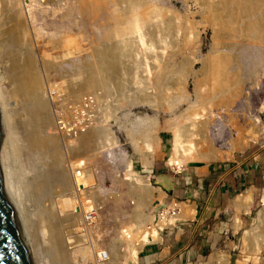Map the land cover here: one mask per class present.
<instances>
[{
  "label": "rangeland",
  "instance_id": "1",
  "mask_svg": "<svg viewBox=\"0 0 264 264\" xmlns=\"http://www.w3.org/2000/svg\"><path fill=\"white\" fill-rule=\"evenodd\" d=\"M149 1L160 7V16L157 15L160 18H157L160 19V22L162 21L161 32L152 33L148 31V25L145 26L147 29L145 27L140 28L139 26H142V23H137L131 29L119 27L124 21H131L132 19V13L127 10L125 3L122 2L117 3L119 12L126 16L120 19L114 17V13L118 10H114L113 4L105 0L104 2L103 0H22L21 6L19 5L22 12L31 8L33 18L30 19L31 16L28 15L27 19V15L25 17L24 14V19L26 18L27 20L24 26V30L27 32L26 37L22 38L20 42L12 40L9 46L16 49L24 57L35 55L37 60L36 68L43 81V97L46 102L39 103V108L42 110L40 118L34 120L29 103L18 105L14 102L15 100L12 98V95L6 97V103L11 102L9 103L10 106L7 103L9 108L6 106L11 120L9 119L10 125L8 129L5 130L4 127L3 133H5L4 136L9 134L6 141L11 155L10 160L14 165L15 177H17V181L20 184L19 186L16 183V190L18 191L17 193L21 191L19 197L22 196L20 198L22 199V208L25 212L27 211L26 213L30 221V245L31 248H36L37 254H39V264H42L41 261L44 264H61L54 246L50 243L52 239L43 227H47L45 224L50 223H56L60 227L63 236L66 237V242L69 245L68 248H73L68 252V255L71 254L69 255L71 258L69 257L68 264H78L76 262L81 260L78 253L79 249L80 251L88 249V252H90L88 260L82 258V261H86V264L96 263V259L94 258H98V255L95 253L97 249L105 248L110 250L111 254L106 253L109 257L108 261L115 250L124 249L126 242L120 235L121 230L129 225L131 226V223L136 227V221L134 222V220L141 219V215L143 216V214L138 215L134 212L142 206L137 207L134 196L128 193L130 186L126 183H129V180L125 182L124 179L129 178V174H127V171L123 172V170L132 160L135 173L149 177L154 187L161 188L164 191V196L161 200L164 201L166 198L165 192L168 193V191L162 186L160 181H162L163 177L173 178L175 181L177 177L182 175L184 170L167 165L173 155V135L168 125L175 123L181 113H191L196 109H199L198 111H201V113L206 112V115L211 112L216 116L211 121V130L216 126V128H221L223 135L227 132L226 128H223L224 126L227 127V123L229 126L228 117L225 116L226 110L219 106L202 105V103L198 102L192 77L189 80L188 102L175 99L172 107L168 105V107H165L167 98L172 100V97L177 94L175 90H169V94H167L166 84L168 79L170 82H174L179 75L189 73V69L190 73L202 70V61L199 60L206 58L214 50L218 49L230 55L233 62L232 67H236L234 69L237 72L238 70L240 71L238 74L242 79L244 94L238 99L234 108L231 106L232 110L235 109V114H239V116L243 115L246 118L251 115H258L260 123L264 126V42H255L254 39L246 37L244 26L250 20L260 19V33L262 34V30H264V7H261L260 11L258 10L254 14L240 17V22L235 24L237 28L234 26V29H232V31L235 30L234 34L231 32L236 40L219 37L218 40L220 42L217 43L218 40L216 42L214 39V28L202 15L199 4L200 0ZM119 4L121 7H119ZM232 7L233 3L231 4ZM10 9L1 10L0 18L7 15L8 13L6 12H10ZM158 19H155L156 22L159 21ZM136 27L144 31V48L141 44H139L140 47H136L139 42L135 41L131 45L130 43L133 39L127 38L133 37L132 33ZM126 31L129 33L127 34ZM55 33L56 35L58 33L60 35H72L76 38V41L74 45H70L67 49H53L54 47L51 46L48 39L50 34L52 36ZM198 33L200 37L196 39ZM39 37L41 40L38 39ZM186 39L188 42H186ZM222 39L224 41H226L225 39L227 41L229 39L230 42L221 41ZM47 41L48 43H46ZM175 43L182 46L181 53L176 56L171 54L172 45ZM186 43H188V46ZM220 43L222 46L226 43L223 46L224 49ZM117 45L123 48L121 49L125 54L123 64L119 67V72L109 79L110 77H106L105 73H103V67L102 69L99 68V75L95 77L94 86L88 90L82 89L81 81L86 78L85 62L91 59L96 60V55H92L96 54L94 52L97 49ZM166 45L170 46L171 49L169 50L171 51L165 49ZM217 46H221V49L217 48ZM162 48L166 52L164 49L162 52ZM155 49L157 52H155ZM44 52L52 54L57 57V60L62 59V61H59L57 66L52 67L48 65L47 67L49 58H44ZM66 53L67 55L64 57L63 54ZM155 56H159L163 71L165 70L164 67L169 65L167 68V78L165 79V76L162 75L157 79L154 76L150 82L141 83L139 86L134 76V63L138 60L144 61L145 57L148 60L150 59L149 61H152ZM192 57L198 59V62L193 67H191ZM140 58H143V60ZM92 68L93 66H91ZM201 76L200 79H202ZM104 82L105 84L103 85ZM7 86L8 90H10L11 86L9 84ZM138 87H144L143 93L142 91L140 92L141 89L139 90ZM170 91H172L171 94ZM147 95L150 97L146 98ZM150 99L155 106L146 102V100ZM84 101L85 104L82 105L81 103ZM94 106H97L96 109ZM247 112L251 113V115ZM27 118L29 120L24 122V119ZM173 118H175V121ZM69 119L78 122L82 120L87 123L84 130L80 128L82 133H78V137L91 129L102 131L101 136L103 138L100 136L102 143H97L96 148L90 154H78L79 140L75 146H71L66 143L67 141L64 139L63 133L60 130V133L56 131V122L59 123V121ZM154 119H157L160 126L159 132L162 137L161 152L156 158H148L145 156V149L138 147V145L143 141L146 130L154 123ZM183 121L180 122L186 123V119ZM249 121L248 118L246 125ZM50 132L54 133V136H57L54 143L46 146L44 144H32L30 137L34 133H38L39 138L45 139ZM72 137L74 138L75 136ZM107 137L108 140H111V137L116 138L118 142L117 146L112 145L111 141H109L111 145L109 146L107 144ZM132 138H134L133 141L136 142L137 147L132 143ZM263 138L264 131L257 141H250L249 145L244 149H237L232 152V156L229 152H223L222 158L212 160L198 159L186 163V166H193L194 164H223L234 161L236 158L250 153L252 148L258 145ZM103 139L106 140L104 141ZM102 144L105 148H102ZM126 154L129 156H126ZM77 159L80 168L77 165L72 166V162ZM146 163L149 165L144 167L150 168H143V165ZM28 166L29 170H27ZM26 170L29 172L27 177L32 179L31 181H36L35 177H39V180H42L41 178L43 177H48L46 187L42 188L41 193L35 197L31 192L30 180L23 178ZM80 170L83 171L84 184L77 187L74 172ZM149 174L154 175L155 178L151 179L152 176ZM71 189L72 191H70ZM71 192L74 193V196L77 195L78 199L76 197L73 198L77 200V204L68 208L69 213L67 212L66 214H73L75 216V214H78L77 212L83 213L81 217L76 215L74 219L66 221L63 217L66 215L65 212L62 213L59 207L57 208L58 204L56 206V203H58L59 197L63 196L64 193L68 194ZM66 196L72 197L70 194ZM81 197L82 199H79ZM83 198L89 210H85L83 207L81 202ZM48 202H51L52 206H54L56 217L51 216L48 211L43 210V205H48ZM153 203V207L159 206L157 200ZM263 205L264 198H260V201L257 200L254 203L252 200L250 212L247 214L242 210L232 207L231 211L227 209L216 219L211 220L208 228V247L202 255L194 256L190 264H239V261L246 262V264H264V250L260 254V257H262L261 261L256 259L255 255L251 252L254 247L263 246L264 248V227H260L258 217V211ZM55 209L58 211L57 213ZM88 211L96 215L95 224L90 234L87 233L86 228H83L84 214ZM236 218L241 219L243 222L240 228L236 226ZM59 219L63 221L60 222ZM247 231H251V233L248 234ZM70 242L74 244H69ZM154 245L144 248L139 254L138 264H145L144 260L146 259L145 256H147V250L149 251ZM108 261H104L101 264H108ZM168 263L169 261H162L161 264ZM129 264L133 263L130 261ZM169 264L173 263L170 262Z\"/></svg>",
  "mask_w": 264,
  "mask_h": 264
},
{
  "label": "bare ground",
  "instance_id": "2",
  "mask_svg": "<svg viewBox=\"0 0 264 264\" xmlns=\"http://www.w3.org/2000/svg\"><path fill=\"white\" fill-rule=\"evenodd\" d=\"M105 1L112 3L114 6V10H118L114 13L115 18L120 19V18L126 16V15L122 14L121 12H119L118 4H117L119 2L125 3V7L127 8V10L132 13L131 14V17H132L131 21H128V20L124 21L126 23L123 22L119 26L122 29H129V28L131 29V28L135 27L137 25V23H142L143 25L139 26L140 28H144L146 25H148V31H150L152 33L161 32L162 21L160 22V19H158L160 17L157 16V15L160 16V14H159V10H160L159 8L160 7L152 4L149 0H105ZM21 2H22V0L21 1L20 0H0V11L3 9L6 10L7 8H11L10 12H6V13H8L7 15H4L2 18H0V114H1L0 137H1V142H2V147L0 148V173H1L2 187H3V190H4L5 195L7 197V200L15 207L19 221L23 224V226L26 229L27 254H28L30 263L31 264H39V258H40V257L38 258L39 254H37L36 248L33 249V248H31V245H30V236H31V232L29 230V226H30L29 222L30 221H29V217L26 213L27 211L25 212L24 209L22 208V204H21L22 199H20L22 196L19 197L20 196L19 194L21 193V191H19L20 193H17L18 191L16 190L17 189L16 183L17 184H19V183L17 181V177H15L14 165L12 164V162L10 160L11 155H10V152L8 150V144L6 141L9 134H6V136H4L5 133H3L4 127H5V130L8 129V127L10 125V120H11L10 119L11 116H9V114L7 113V110H6V106L8 103V102L6 103V100H5L6 97H8L9 95H12V98H14V100H15L14 102H16L18 105H21L22 103L24 105H26L27 103H29L31 105L30 111H32V114L34 116V120L40 118V114H41L42 110L39 108L40 107L39 103L45 101V99L43 97V92H44L43 91L44 90L43 81H42L40 74L38 73L37 68H36L37 60H36L35 55L34 54L31 55L32 57H26V56L24 57L16 49L9 46V44L12 40L16 41V42L17 41L20 42L22 38L26 37L27 32H26V30H24V26H25V22L27 20H26V18L24 19V14H25V17L27 15V19L29 16H31L30 19L33 18V16H32L33 12H32L31 8L22 12L21 7H20ZM103 2H104V0H103ZM232 3H233V7L231 8ZM199 4H200V8H201V12H202L203 17L214 28V31H215V38L214 39L217 42L219 37L235 39L234 36L231 34V32H233V34H234L235 30L232 31V29H234V26L236 27L235 24L240 22L239 21L240 17L248 15V14L256 13L261 7H264V0H202V1L200 0ZM119 7H121L120 4H119ZM161 9L163 10V8H161ZM26 12H27V14H26ZM153 19L154 20L158 19L159 21L156 22V20H155V22H154ZM244 26H245L246 37H248L250 39H254L255 42L256 41H258V42L263 41L264 42V30H262V34L260 33V19L250 20ZM139 27H136V29L133 30L134 32L132 33L133 34L132 38H131V36L127 37V38L133 39L132 42L130 43L131 45H132L133 41H135L137 43L139 42L138 45L141 44L144 48V46H145V34H144V31L142 29H140ZM128 33L129 32H127V34ZM195 33H197V32H195ZM195 33H194V35H196ZM57 35H56V33H55V35H52V36H51V34L49 35L50 37H49L48 41L51 44V46L54 47L53 49H67V48H69L70 45H74V42L76 41V38L73 37L72 35H69V34H62V35L59 34L58 36ZM236 35H237V31H236ZM236 35H235V37H236ZM199 37H200V34L198 33L196 39H198ZM77 38H78V36H77ZM38 39L41 40L40 37ZM192 39H194V38H192ZM196 39H194V40H196ZM225 40L227 41V39H225ZM48 41L46 43H48ZM221 41H224V40L222 39ZM226 41H224V42H226ZM228 41H229V39H228ZM228 41H227V43H228ZM135 42H134V44H135ZM186 42H188V40ZM216 42H214V43L216 44ZM219 42H220V40H218L217 43H219ZM187 44L188 43H186V45ZM225 44H223V46ZM233 44H235V43H233ZM138 45L137 46L134 45V46L140 47V45L139 46ZM168 46L167 45H166V47L164 46L166 50L171 49L170 46H169V48H168ZM172 46H173L172 53H171L172 55L176 56L179 53H181L182 46L180 44L175 43ZM214 46H213V48H214ZM221 46H222V44H221ZM223 46H222V48H223ZM218 47L219 46H217V48ZM121 48L122 47H119L117 45L114 47L111 46L109 48L97 49L94 52L96 54H93L92 56L96 55V60L95 59L94 60L93 59L87 60L85 62V65H84L85 72H86V74H85L86 78L83 81H81L82 89L88 90L90 87L94 86L95 77L97 75H99V73H98L99 68L102 69V67H103L104 72L103 71L102 72L105 73L106 77L109 76L110 77V78L108 77L109 79L113 78L114 75H116L119 72V67L122 66L123 59L125 56L124 52H122L123 48L122 49ZM133 49H135V48L133 47ZM146 49H147V47H146ZM163 49L164 48H162V52L165 50V49L164 50ZM136 50H137V48H136ZM166 50H165V52H166ZM169 51H171V50H169ZM155 52H157V50ZM43 55H44V58H46V59L49 58L48 63L46 65L47 67H48V65L52 66V67L57 66L59 64V61H62V59L57 60V57L53 56L52 54H48L47 52H44ZM63 55L65 57L67 55V53L63 54ZM168 55H169V53H168ZM45 56H47V57H45ZM158 57L159 56H155V58L152 61H149L150 59L148 60L147 57H145L146 59L144 61L138 60L134 63L135 64V66H134L135 75L134 76L136 77L137 83H139V86L141 83L145 84V83L150 82L154 76L157 79L162 75L165 76V79L167 78V76H168V69L167 68L169 65H166V67H164L165 70L163 71L162 66H161V62H160V58H158ZM230 57H231L230 55L223 53V51H220L218 49L214 50L212 53L207 55L206 58L199 60V61H202V65H203L202 70L192 71L190 73V69H189L188 70L189 73H187L185 75H184V73H183V75L182 74L179 75L178 78L174 82H170L168 79L167 84H166L167 94H169V90H175L177 94L174 97H172V100L170 98H167V100L165 101V102H167L165 107H168V106L172 107L174 105L173 102L175 99H177L179 101H187L188 102L189 80L192 77L194 79V91L196 92L195 94L197 96L196 100H198V102L202 103V105L210 104L213 106H219V107L223 108L224 110H226L225 116L228 117L227 121L229 122V126L227 123V125H226L227 127H225L224 126L225 124L223 123L224 124L223 128L224 129L226 128V131H227L226 132L227 135H225L226 133L223 135L221 128H216L215 125H214L215 127L213 128V130H211L212 129L211 121H212V119H214V117L216 118V116L214 114H212L211 112L206 115V112L201 113V111H198L199 109L198 110L196 109L194 112H191V113H186V112H185L186 114L181 113L177 117L175 123L168 125V128L172 132V135H173V144H172L173 155L169 159L167 165H170V166L172 165V167H178L180 170L181 168L185 169L186 163L196 161L198 159H211L212 160V159L222 158L223 152H226V153L229 152V154L231 153V156H232V152H234L235 150L244 149L245 147H247L249 145L250 141H257L259 136H261L262 132L264 131V126H262V124L260 123V119H259L258 115H251V113L247 112L251 116L248 117L250 121H249V123L247 122L248 124L246 125V121L248 118L244 117L241 114H240L241 116H239V114H235L236 113V112H234L235 109L232 110V108H231V106L233 108L235 107L234 105L237 103L238 99H240L242 97V94H244L243 93L244 91L242 90V88H243L242 79L238 74V72L240 73V71L238 70V72H237V70L234 69L236 67H234V66L232 67L233 62H232V59ZM140 59L143 60V58H140ZM196 62H198V59L192 57L191 67H193ZM91 66H93L92 69H91ZM94 69H95V71H94ZM185 69H187V68H185ZM201 75H203V76H201ZM200 76L202 77V79H200ZM7 84H9L11 86L10 90H8ZM104 84H105V82L103 83V85ZM143 88L142 87L139 88V90L141 89L140 92L142 91V93H143ZM51 89H52V86H51ZM171 92L172 91H170V94H171ZM148 97H150V96L147 95L146 98H148ZM85 101L82 102L81 104L84 105ZM144 102H145V100H144ZM146 102H148V104H150V105L155 106V104L152 103L151 99L146 100ZM9 103H11V102H9ZM108 104H110V103H108ZM9 106H10V104H9ZM176 106H174V107H176ZM96 107H95V109H96ZM209 108H211V107L209 106ZM79 110H80V108H79ZM169 110H170V108H169ZM94 117H97V116H94ZM174 119L175 118H173V120ZM182 119L183 120L186 119V123L180 122V121H183ZM28 120H29L28 118L24 119V122H26ZM153 122L154 123L152 125H150L148 127V129L146 130V134L143 137V141H141V143L138 145V147L145 149L144 150L145 156L148 158H153V157L156 158L160 155V152H161L160 150H161L162 137H161V134L159 132L160 126L158 124L157 119H154ZM187 122H189L188 125H187ZM213 122H214V120H213ZM184 124H186V125H184ZM244 126H245V128H244ZM56 127H57L56 131L59 132V126H58L57 122H56ZM212 132H214V133H212ZM37 134L38 133H34L30 137L32 144L33 143L36 145L44 144L46 146V145H51L52 143H54L56 141L57 136L56 135L54 136V133L52 134V132L48 133V137L45 139L39 138V136ZM101 135H102V131H97V129H91L88 132L84 133L83 135H80L79 137L75 136L73 138L72 136H68V135H63V136H64V139L67 141L66 143L70 144L71 146H75L77 144V141L79 140L80 146L78 148L79 150L77 153L80 155H88L94 150V148H96L97 143H99V144L102 143L100 141V138L102 137ZM222 136H224V138H222ZM106 139L108 140V137ZM106 139H103V140L105 141ZM98 140H99V142H98ZM133 140H134V138H132V143L135 144L134 146L137 147L136 142ZM109 141H111L112 145L114 144L117 146V144H118V142L116 141V138L114 139V137H111V140H108V142L106 141L107 144H109V146H111ZM102 148H105L104 145ZM11 149H10V151H11ZM110 153H112V152H110ZM26 155H27V153H26ZM127 155L128 154H126V156ZM56 158L58 159L57 156H56ZM77 161H78V159L73 161L72 166L77 165V167L80 168ZM81 165H82V163H81ZM148 165L149 164H147V163L144 164L143 168H145V169L150 168V167H144V166H148ZM178 168H176V169H178ZM29 169L30 168L28 166L27 170H29ZM27 170L25 171V174H23V178H25V180L29 179L27 177L29 172ZM124 171H127V174H129V178L124 179L125 182H127L129 180V183H126L127 185L130 186V188L128 189V193L131 194L132 196H134V198L136 200L137 207L142 206L138 210L136 209V211H134V212H136L138 215L143 214V216L141 215V217H142L141 219L139 218V219L134 220V222L136 221V227H134L135 225L133 223H131V226L129 225L128 227H125V229L121 230L120 235L124 239V241L126 242L125 243L126 246L124 247L123 250L122 249L115 250L114 253L110 257L108 264H129L130 261L133 264H138L139 263V254H140L141 250L145 247L147 242L149 241L148 236L152 235L155 238L158 235V232L156 231L155 228L152 230H148L147 228H144V227L147 223L149 224V223L153 222V220H154V207H153L154 203L153 202H155L156 200L160 202L163 199L164 191L161 190V188L154 187V185L151 184L152 182H150L149 177H145V175H140V174L135 173L132 160L130 161V163L128 164L127 167L125 166V169L123 170V172ZM74 174H75L74 179L76 180V186L78 187V186L84 184L83 171L82 170L77 171V172L75 171ZM151 176L155 178L154 175H151ZM39 179H40L39 177L38 178L35 177L36 181H34V180L31 181L32 179H29L30 180L29 183L31 185V192L33 193L34 197L41 193V189L42 188L44 189L46 187V184L48 181V177H45V178L43 177V178H41L42 180H39ZM20 183H21V181H20ZM19 186H20V184H19ZM70 191H72V189ZM74 192H76V191H74ZM69 194L72 197L66 196ZM75 194H77V193H75ZM79 195H81V194H79ZM76 196H74V193H72V192L68 193V194L64 193L63 196L59 197L58 203H56V206L58 204L57 208L59 207L60 211L62 213L65 212V214H66L68 212V208L77 204L76 199H78V197H76ZM74 197H76L75 200L73 199ZM113 197H115V196H113ZM79 199H82V197ZM114 199H116V197ZM252 200L253 199H252L251 195L248 193L239 195L236 199L234 207L239 209V210H242L245 214H247L250 212V209L252 206ZM81 202H82V205L85 208V210L86 209L89 210V207H86L87 203L85 202L84 198H83V201L81 200ZM161 202H163V201H161ZM47 204L48 205H46V206L43 205L44 206L43 210L48 211L51 216H55L54 206H52L51 202H48ZM185 204H182V206H183L182 216H183V219L190 220L191 217H193V215H194V209L192 210L191 208H186L187 204H186V206H185ZM196 211H197V209H196ZM57 212L58 211L56 210V213ZM72 212H75V211H72ZM258 212H259L258 217L260 220V227H264V205L262 206V208ZM77 213L78 214L74 213L75 216L77 215V216L81 217L83 212L82 213L77 212ZM145 215H147V216L145 217ZM65 216H63V217L66 219V221L75 218V216L73 214H71V215L66 214ZM61 221H63V220H60V222ZM242 223L243 222L241 221V219L236 218L237 228H240L242 226ZM45 225L47 227H45V226H43V227L46 230L48 236L52 239L50 241V243L54 246V249H55V251L58 255V258L60 260L59 262L61 264H68V259L70 257L69 255H71V254L68 255V252L70 251V249H73V248H68L69 245L66 242V237L63 236V233L61 232L62 230L60 229V227L57 226L56 223H50V224H45ZM247 233L249 234V233H251V231H247ZM72 243L70 242L69 244H72ZM84 250H86V251H84ZM84 250L83 251H80V249L78 250L79 251L78 253L80 254L79 257L81 258V260L77 261L76 263L86 264V261H82V258L88 260V257L90 256V252H88V249H84ZM263 250H264L263 246L262 247L258 246V247H254L251 252L253 253V255H255L256 259H259L261 261L262 257H260V254ZM94 259H96L95 264H98V258L95 257ZM41 263L44 264L43 261H41ZM239 264H246V262H240L239 261Z\"/></svg>",
  "mask_w": 264,
  "mask_h": 264
},
{
  "label": "crops",
  "instance_id": "3",
  "mask_svg": "<svg viewBox=\"0 0 264 264\" xmlns=\"http://www.w3.org/2000/svg\"><path fill=\"white\" fill-rule=\"evenodd\" d=\"M160 182L169 198L186 203V208L194 209V215L190 220L183 219L177 229L165 235L163 244L147 250L144 263L190 264L194 256L202 255L208 247L211 220L227 209L231 211L239 195L250 194L253 203L264 198V138L250 153L234 161L186 166L175 181L163 177Z\"/></svg>",
  "mask_w": 264,
  "mask_h": 264
},
{
  "label": "built area",
  "instance_id": "4",
  "mask_svg": "<svg viewBox=\"0 0 264 264\" xmlns=\"http://www.w3.org/2000/svg\"><path fill=\"white\" fill-rule=\"evenodd\" d=\"M77 122L78 121L70 120V119L59 121L58 123L59 130L63 133V135L77 136L78 133L80 134L82 133V131H80V128L81 130H84V128L87 126V123H85V121L81 120V122L78 123ZM151 179H154V177H152ZM165 193H166L165 200L163 202L158 201L159 206L154 207L153 222L149 224L147 223L144 227L147 228L148 230H152L155 228L156 231L158 232V235L155 238L152 235H149L148 236L149 241L147 242L145 247L154 244H163L165 241V235L167 236L169 233L174 231V229H177L178 225H180V223L183 222L182 201L175 197L169 198L168 193L167 192ZM95 217L96 215L94 213H91L90 211L84 214L83 228H86L88 234L91 233V229L95 224ZM144 248L141 250V252L144 250ZM95 253L98 255V264H101L104 261L107 262L109 257L106 253L111 254L110 250L105 248L97 249L95 250Z\"/></svg>",
  "mask_w": 264,
  "mask_h": 264
},
{
  "label": "water",
  "instance_id": "5",
  "mask_svg": "<svg viewBox=\"0 0 264 264\" xmlns=\"http://www.w3.org/2000/svg\"><path fill=\"white\" fill-rule=\"evenodd\" d=\"M1 124V114H0ZM2 147L0 137V148ZM0 264H31L27 254L26 229L15 207L7 200L0 173Z\"/></svg>",
  "mask_w": 264,
  "mask_h": 264
}]
</instances>
